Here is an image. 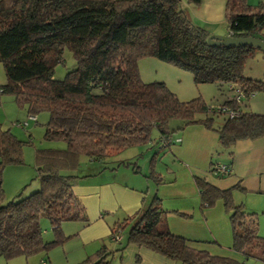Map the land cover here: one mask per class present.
Listing matches in <instances>:
<instances>
[{"label":"trees","instance_id":"16d2710c","mask_svg":"<svg viewBox=\"0 0 264 264\" xmlns=\"http://www.w3.org/2000/svg\"><path fill=\"white\" fill-rule=\"evenodd\" d=\"M185 1L202 4V0ZM181 3L0 0V63L7 79L0 85V104L2 96L10 94L20 107L27 108L29 116L47 112L45 138L67 145L65 149L37 150L41 188L5 204L4 169L23 164L26 143L0 123V258L11 260L47 252L67 239L62 228L65 222H89L74 193L84 178L75 174L83 155L106 164L127 148L151 142L154 147H170L179 141L174 133L193 125L216 132L224 148L264 136V114L245 111L243 106L257 93H264V81L245 76L247 63L259 50L208 44L210 33L193 24ZM256 5L250 0H226L231 36L264 41V0ZM65 48L71 51L76 68L57 80L55 69L63 62ZM145 58L191 73L197 86L211 83L221 90L227 85L229 94L237 89L244 96L239 104L231 95L218 104H209L202 96L182 101L165 82L142 80L139 62ZM219 106H230L240 116L218 113ZM173 120L180 122L171 124ZM26 122L20 127H28V118ZM154 129L158 141L151 136ZM154 161L147 178L161 184L163 178L155 172ZM122 164L131 165L127 161ZM216 165L211 168L214 177L231 176V164H225L230 169L227 175L216 172ZM195 182L203 209L223 202L232 226V250L244 260L264 263V236L259 233L258 214L234 200V190L243 189L240 183L223 190L206 179L196 178ZM166 214L162 200L154 195L150 203H143L135 214L112 226L110 239L118 248L110 250L103 245L94 264H110L105 256L124 250L121 234L126 229V245L145 247L181 264L234 263L195 249L191 240L173 234L166 226ZM43 216L53 228L55 239L50 243L42 238Z\"/></svg>","mask_w":264,"mask_h":264},{"label":"crops","instance_id":"0c3cea01","mask_svg":"<svg viewBox=\"0 0 264 264\" xmlns=\"http://www.w3.org/2000/svg\"><path fill=\"white\" fill-rule=\"evenodd\" d=\"M182 3L183 10L188 13L193 24L194 21H198L195 25L203 27L210 35H230L226 20V0H202L200 6L194 5L192 8L195 16L189 13L192 5L189 6L185 0H182ZM256 3L258 0L250 4L256 5ZM154 68L158 70L157 73L153 71ZM139 72L146 83L165 82L182 101H189L203 95H196L191 91V96H187L180 86L182 78L186 76L177 70L168 71V68L155 58L140 60ZM247 77L258 80L251 76ZM257 96H253L250 100L249 112L264 114V97ZM245 111L248 110L245 108ZM173 136L179 141L170 147L160 144L157 149H153L155 148L153 143L146 145L152 152L151 163L155 158V172L163 178V182L157 184L154 190L150 189L149 183L147 190L144 191L140 190L136 184L121 182L116 177L111 178V175H105L100 181L94 179L97 175L84 176L79 185L74 188V193L82 202L89 219V222L83 224L80 229L79 235L82 241L86 245H98L108 240L107 238L110 239L112 226L117 221L135 214L143 203H150L153 195H157L162 200L163 209L167 212L166 226L173 234L191 240L195 249L207 251L213 256L243 261L242 255L231 250L232 226L223 202L218 201L211 209H203L195 180L196 178L206 179L223 190L240 183L244 190H234L235 202L244 204L248 211L264 213V136L238 141L230 148H224L221 145L216 132L201 125L186 127L174 133ZM150 151L146 152V158ZM230 153H233L232 157ZM160 158L164 161V169L158 167ZM215 164H231V176L214 177L211 168ZM135 170L136 174L139 171L146 173L144 166ZM119 173L117 171L116 174ZM124 174L129 178L130 173ZM263 226L264 222L262 225L259 223V233L264 236ZM63 228L66 231V223L63 224ZM124 247L120 254L124 264H180L145 247L134 244ZM113 248H118V245H113Z\"/></svg>","mask_w":264,"mask_h":264},{"label":"rangeland","instance_id":"374dc122","mask_svg":"<svg viewBox=\"0 0 264 264\" xmlns=\"http://www.w3.org/2000/svg\"><path fill=\"white\" fill-rule=\"evenodd\" d=\"M255 0H250V3L253 4ZM258 4V3H256ZM191 6L189 13L192 16H195L193 11V4L188 3ZM257 6V5H256ZM181 7L183 9V3H181ZM185 9V8H184ZM190 15V16H191ZM198 24V21H194ZM194 23V24H195ZM218 35V34H211ZM223 36V35H218ZM260 51V50H259ZM257 52L256 57L254 59H250L246 65L247 76H251L258 80L264 81V52ZM160 63V62H159ZM168 71L173 72L177 70L181 74L185 75L186 78H182L180 82V86L186 92L187 96H191V91L195 92L196 95H202L207 103L209 104H218L224 103L229 95L227 85H223L221 90L217 84H202L196 85L193 82V77L191 73L180 70L170 64L161 62ZM76 68V61L68 48H65L63 54V62L60 63L55 69V78L57 80H63L68 72L74 70ZM155 73L158 72L156 68L153 69ZM165 75H168L165 73ZM178 75V74H177ZM169 82L171 81L168 78ZM7 81L4 67L2 63H0V85L5 84ZM172 85V83L170 82ZM179 85V84H178ZM177 85V86H178ZM258 95V96H257ZM257 97H264L263 92H259L256 94ZM189 98V97H188ZM193 98V97H191ZM253 98V97H252ZM251 98V99H252ZM250 99V100H251ZM245 103L243 106L246 110L249 111V102ZM0 104V123L2 124L4 129H8L14 134L19 140L24 141L26 144L23 149V164L21 165H9L4 169L3 172V189H4V202L5 204L11 201H18L19 198H25L30 194L38 191L41 188V181L37 177V169H36V152L39 149H65L67 147L64 141L60 140H48L45 138L46 135V125L49 122V114L47 112H42L37 115V123L30 121L28 123V127H20L18 123L26 122L29 114L27 112L26 107H20L15 97L10 94H4L1 98ZM253 112V111H252ZM174 122H180L177 120H173L171 124ZM153 139H158V132L156 129L152 131L151 134ZM152 143V142H151ZM151 143H148L151 145ZM151 148V147H150ZM157 149V147L153 148ZM150 151L146 145L135 146L131 148H127L122 151L120 154L115 155L110 162L106 164H101L99 162H93L89 160L86 156L80 157V164L78 169L75 171V174L79 176H88V175H97L94 179L102 180L105 175H111L112 177L118 178L121 182L129 183L131 185L136 184L140 190L146 191L149 187L151 190H154L155 186H158L156 181L152 178H146L150 176L151 172V156L152 152H149L148 158H146V152ZM155 151V150H154ZM136 156V157H134ZM129 158V159H126ZM132 158V159H130ZM127 161L131 163V165H124L122 162ZM136 164V165H135ZM164 165V161L160 158V164L158 167L162 169ZM145 167L146 173L143 171H139L136 174L135 167ZM155 166V165H154ZM108 167L107 169H104ZM117 171L120 173L117 175ZM130 173L129 178L124 174ZM134 173V174H133ZM154 196V195H153ZM262 212V211H261ZM258 221L261 223L263 221L264 213H257ZM66 223V231L63 228V233L67 237L63 244H59L53 246L47 252L43 251L38 254L26 257L20 256L11 260H7L5 258H0V264H94L99 259L97 256L98 250L102 248L103 245L108 247L110 250L113 249V241L108 240L102 241V243L89 244L86 245L79 233L80 229L83 226L81 222H65ZM64 223V224H65ZM41 224L43 228V241L44 243H50L55 239L53 228L51 226L50 221L46 217L41 218ZM264 227V226H263ZM128 230H124L121 234L123 246L126 245ZM261 235V234H260ZM263 236V235H262ZM231 249V248H230ZM232 250V249H231ZM109 252V251H107ZM119 254V256H117ZM117 251L114 252V255L107 254L106 260L110 262V264H124L123 258ZM116 257H118L116 259ZM232 264H264L261 261L256 260H243L233 261ZM181 264V263H180ZM222 264V263H219Z\"/></svg>","mask_w":264,"mask_h":264},{"label":"water","instance_id":"95a60500","mask_svg":"<svg viewBox=\"0 0 264 264\" xmlns=\"http://www.w3.org/2000/svg\"><path fill=\"white\" fill-rule=\"evenodd\" d=\"M208 44L215 46L240 47L250 46L264 52V41L253 37H233L231 35H210Z\"/></svg>","mask_w":264,"mask_h":264},{"label":"built area","instance_id":"2783aa9c","mask_svg":"<svg viewBox=\"0 0 264 264\" xmlns=\"http://www.w3.org/2000/svg\"><path fill=\"white\" fill-rule=\"evenodd\" d=\"M235 90L236 91L231 95V98H234V100H236L237 103L239 104V102L243 98L244 94L242 93V91H238L237 89H235ZM210 108L212 110L215 109L214 107H210ZM217 108H218L217 109L218 113L222 112V113L227 114L230 117H238V116H240V112L238 110L233 109L230 106H219ZM28 120L29 121H36V117L31 115V116L28 117ZM26 125H27V122L19 124V126H26ZM215 168H216V172L222 173L224 175H227L230 172L229 167L227 165H224V164H217Z\"/></svg>","mask_w":264,"mask_h":264},{"label":"clouds","instance_id":"9594fccd","mask_svg":"<svg viewBox=\"0 0 264 264\" xmlns=\"http://www.w3.org/2000/svg\"><path fill=\"white\" fill-rule=\"evenodd\" d=\"M36 117V116H35ZM36 119H37V117H36Z\"/></svg>","mask_w":264,"mask_h":264}]
</instances>
